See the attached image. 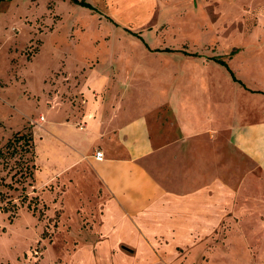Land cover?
<instances>
[{"label": "rangeland", "instance_id": "374dc122", "mask_svg": "<svg viewBox=\"0 0 264 264\" xmlns=\"http://www.w3.org/2000/svg\"><path fill=\"white\" fill-rule=\"evenodd\" d=\"M83 1L92 9L0 0V146L31 133L36 171L26 194L37 200L33 213L20 205V186L1 189L18 210L12 222L0 211V264H264V0ZM87 91L112 104H154L148 117L158 122H171L175 96L208 124L191 163L192 234L153 238L151 229L143 246L111 245L98 231L100 201L91 197L92 217L75 212L78 192L60 205L66 178L47 182L55 169L45 154L55 145L42 142L43 126L81 119ZM210 142L220 144L214 163Z\"/></svg>", "mask_w": 264, "mask_h": 264}, {"label": "crops", "instance_id": "0c3cea01", "mask_svg": "<svg viewBox=\"0 0 264 264\" xmlns=\"http://www.w3.org/2000/svg\"><path fill=\"white\" fill-rule=\"evenodd\" d=\"M87 92L81 119L72 114L73 120L58 125L48 121L43 126L42 142L55 145L45 154L55 169L47 182L66 178L60 205L68 192H78L75 212L80 209L83 216L92 217L89 201L91 197L100 201L98 231L111 238H105L111 245L122 238H135L143 246L141 236L149 235L151 229H157L153 238L192 234V224L188 228L194 219V197L188 193L195 185L191 163L194 154H201L197 149L202 146L201 139L209 136L208 124L194 115L190 102L175 96L168 101L171 122H158L148 117L154 104L141 100L112 104L92 99ZM74 119L82 125L76 126ZM216 131L212 138L220 140L222 131ZM210 143L214 150L205 154L206 162L214 163L220 144ZM95 148L104 154L103 161L95 160ZM45 184H37V188ZM179 188L185 192L177 194ZM115 235L126 236L115 239Z\"/></svg>", "mask_w": 264, "mask_h": 264}, {"label": "trees", "instance_id": "16d2710c", "mask_svg": "<svg viewBox=\"0 0 264 264\" xmlns=\"http://www.w3.org/2000/svg\"><path fill=\"white\" fill-rule=\"evenodd\" d=\"M69 1L76 5L92 9L91 5L83 0ZM210 60L224 67L230 74L232 80L246 89L243 84L235 78L233 72L225 62L217 58H210ZM251 92L255 93L254 91ZM257 93L264 95L262 92ZM34 146L35 145L31 133L20 131L14 133L4 145L0 146V203L2 204L0 211L10 214V222H12L14 219V215L18 210V205H16L12 199L6 196V194L1 190L2 188H6L9 191H17L18 186H20V205L24 206V204H26L27 209L32 210L34 213L35 207L32 208V201L36 202L37 200L35 198H31L29 201L26 194V187H32V182L34 181V172L36 171V166L34 163ZM1 173H5L6 177L1 176ZM7 178L10 179L11 183H6ZM43 235H45V233H43Z\"/></svg>", "mask_w": 264, "mask_h": 264}, {"label": "built area", "instance_id": "2783aa9c", "mask_svg": "<svg viewBox=\"0 0 264 264\" xmlns=\"http://www.w3.org/2000/svg\"><path fill=\"white\" fill-rule=\"evenodd\" d=\"M94 158H95L96 161L101 162L103 160V154H102V152L97 151L94 154Z\"/></svg>", "mask_w": 264, "mask_h": 264}]
</instances>
